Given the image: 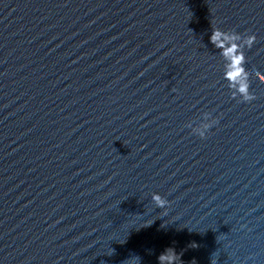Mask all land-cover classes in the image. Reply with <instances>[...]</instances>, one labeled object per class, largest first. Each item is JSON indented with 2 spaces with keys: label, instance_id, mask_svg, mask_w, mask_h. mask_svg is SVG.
<instances>
[{
  "label": "clouds",
  "instance_id": "1",
  "mask_svg": "<svg viewBox=\"0 0 264 264\" xmlns=\"http://www.w3.org/2000/svg\"><path fill=\"white\" fill-rule=\"evenodd\" d=\"M220 34L218 32H214L212 36V42L216 43L219 39ZM255 37L249 38V43L254 41ZM225 55L230 59V71L227 74L228 78L231 81H239V91L242 95H245L246 99H251L247 95L248 85L245 80H241V77L244 76V68H243V54L238 52L237 47H231L226 52ZM153 200L156 201L158 206L163 207L165 204V200H163L158 194L153 196ZM178 260V255L171 248L166 249L163 253H161L158 257L159 264H175Z\"/></svg>",
  "mask_w": 264,
  "mask_h": 264
}]
</instances>
